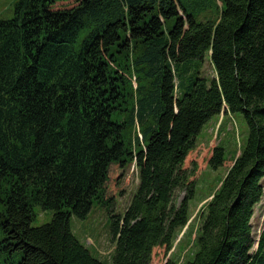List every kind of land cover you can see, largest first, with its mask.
<instances>
[{
    "label": "trees",
    "instance_id": "obj_1",
    "mask_svg": "<svg viewBox=\"0 0 264 264\" xmlns=\"http://www.w3.org/2000/svg\"><path fill=\"white\" fill-rule=\"evenodd\" d=\"M221 3L211 18L198 0H18L0 19V264H107L71 218L115 203L134 161L139 184L111 215V264H178L202 165L226 162L223 146L199 154L197 142L222 113L243 117L248 135L194 218L184 264H264L252 224L264 196V0ZM206 58L213 78L200 76ZM38 205L53 216L34 227Z\"/></svg>",
    "mask_w": 264,
    "mask_h": 264
},
{
    "label": "rangeland",
    "instance_id": "obj_2",
    "mask_svg": "<svg viewBox=\"0 0 264 264\" xmlns=\"http://www.w3.org/2000/svg\"><path fill=\"white\" fill-rule=\"evenodd\" d=\"M17 1L18 0H0V19L13 18L14 7ZM198 1L200 2L201 7L209 6L208 15L211 16V18H215L219 15L220 7L222 5L221 0H205V2H203L204 0ZM190 9L193 10L192 12L197 16L198 12H196L195 6H191ZM197 18L199 21H205L200 17ZM200 71L201 77L213 78L216 76V71L213 64L209 61V58H206ZM133 82L135 83L134 85H136L135 78L133 79ZM247 135L248 125L243 117L239 115H234V117H232L231 115H224L223 113L220 116L213 117L198 135L197 142L199 144V154L202 149H209L219 144L226 150V162L225 165L219 169H213L204 164L202 165L203 169L197 185L196 195L190 201V213L193 215L190 223L192 222V225L194 224V234L189 241H179L182 235L188 230V226L176 241L175 248L173 249L174 251H172V256L178 261V264H184L191 257L194 248V238L200 224L199 220L194 218L201 207L210 200V195L215 187L217 186L216 189L220 187L222 183L221 180L227 174L228 168L231 164V159L240 154L241 147L244 144ZM138 184V168L134 161L131 164L129 171H127L126 177L120 187V191L123 190L124 194L119 195L115 203L107 205L95 204L92 211L85 219H79L73 216L71 218L72 230L76 237L84 243L94 255L107 264H111L116 245L111 232V215H119L125 212L127 209L126 207L130 203L131 195L136 190ZM183 196L184 193L179 192L177 193L176 199L180 201ZM52 216V210H45L42 206L38 205L35 207V217L32 221V226H42L50 222ZM254 218L253 233L256 242H258L260 238L259 234L264 225V196L261 203L256 206ZM256 247L257 245L255 248ZM170 254L164 256V262L169 259Z\"/></svg>",
    "mask_w": 264,
    "mask_h": 264
},
{
    "label": "crops",
    "instance_id": "obj_3",
    "mask_svg": "<svg viewBox=\"0 0 264 264\" xmlns=\"http://www.w3.org/2000/svg\"><path fill=\"white\" fill-rule=\"evenodd\" d=\"M256 209V208H255ZM255 215V214H254ZM254 217H253V220H252V224L254 223ZM263 229H264V225H263V227H262V229H261V232L263 231ZM261 232H260V234H261Z\"/></svg>",
    "mask_w": 264,
    "mask_h": 264
}]
</instances>
